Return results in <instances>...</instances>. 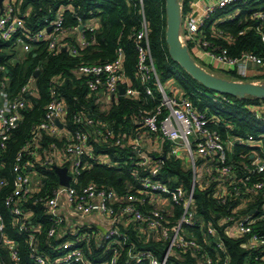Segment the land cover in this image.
<instances>
[{"label":"built area","instance_id":"built-area-1","mask_svg":"<svg viewBox=\"0 0 264 264\" xmlns=\"http://www.w3.org/2000/svg\"><path fill=\"white\" fill-rule=\"evenodd\" d=\"M240 1L243 0H192L189 12L181 19L180 39L201 51L209 63L215 62L222 69L234 70L239 77L246 78L247 65L264 67V58L250 52L230 57L225 48L212 47L199 36L204 21L216 9ZM75 17L78 24L65 27L60 9L52 19H45L43 28L28 30L23 18L17 14L13 0H3L0 40L15 39L14 43L22 52L29 51L32 43L45 41L50 54L65 48L75 55L77 49L70 41L85 47L89 42L82 29L96 28L90 20L83 24L79 16ZM251 18L264 23V12L255 11ZM261 38L264 41V34ZM134 43L136 72L143 92L147 98L154 99L156 91L160 98L152 109L138 110L126 136L124 132H115L109 121L84 113L73 117L74 123L82 124L84 128L68 130L65 102L54 85L49 88L44 116L32 128L30 141L16 155L12 166V189L2 200L17 235L23 238L26 261L29 264H118L119 257L124 255L128 264H171L173 250L200 249L195 238L187 234L186 228L204 225L217 255L204 257L202 264H228L216 227L211 222H203L194 208L195 188L204 190L213 186L218 203L225 204L231 197L237 199L232 200L231 210L220 220L224 232L244 239L243 245L247 249H258L253 256V264H264V228L255 229L256 224L264 221V135L239 137L228 132L225 135L220 133L218 128L223 122L221 112L232 104L227 95H206L197 99L201 105L196 106L188 96H181L176 87L167 92L154 68L144 18L134 34ZM75 72L85 78L86 87L99 105H107L118 97L134 99L140 93L124 73L121 51L112 61L80 64ZM120 88H123V93L119 92ZM30 95H35L32 79H28L15 95H10L5 77L0 78V150L5 148L11 130L21 120L22 111L30 105ZM247 109L253 119L264 123V104L250 105ZM57 120L61 126L57 125ZM225 127L231 128L228 123ZM41 133L66 141L62 148L52 146L54 151L45 155L43 160L38 158V152L31 150L33 145L36 148L35 143ZM91 136L104 143L113 141V144H121L125 141L134 154L132 174L139 181L138 187L119 195L94 183L76 186L80 171L85 166L83 156L112 164L108 156H93L88 143ZM164 141L170 144L168 154L180 161L184 170L191 171L189 189L180 185L171 186L156 178L163 165ZM237 144L252 148L240 152L239 160H233ZM154 152L159 156L155 158ZM24 156H33L34 160L24 159ZM37 165L53 170L54 166L65 167L68 184L58 182L50 194L33 199L42 186ZM140 169L146 170V174L142 175ZM9 183L7 179L0 178V189ZM27 201L44 207L42 216L46 226L35 218L30 208L24 206ZM255 203L260 204L261 212L253 207ZM175 206H179L181 212L175 220H171ZM92 215L104 219L102 227L89 220ZM127 228L144 237L165 241L167 246L162 257L158 258L151 250L137 249L130 241ZM5 229L6 223L0 211V250L3 248L5 251V255L0 252V264H21V244L17 238L9 237ZM219 252L223 256H219Z\"/></svg>","mask_w":264,"mask_h":264},{"label":"trees","instance_id":"trees-1","mask_svg":"<svg viewBox=\"0 0 264 264\" xmlns=\"http://www.w3.org/2000/svg\"><path fill=\"white\" fill-rule=\"evenodd\" d=\"M11 1V0H10ZM183 0L181 19L189 12L190 2ZM17 14L24 20L28 30L43 28L45 19H52L56 12L62 9L64 26L72 27L78 24L76 15L80 17L83 24L90 20L96 21L94 30L83 28L82 32L89 44L79 47L70 41L77 49L75 55L69 50L62 48L56 54H50L46 49V42L39 41L31 44L27 52H18V44L15 39L10 41L0 40V78L5 77L6 89L10 95H15L20 87L28 81L33 80L35 95H30V105L22 111V117L17 126L11 130L5 148L0 150V178L7 179L10 183L0 189V211L3 213L6 223L5 232L9 237L19 240L21 264H29L25 257V246L22 236L17 235L14 224L2 205V200L12 189L11 180L13 177L12 166L16 155L21 148L30 141L32 128L42 120L45 105L49 100V88L54 85L58 94L66 105V127L70 131L84 126L74 123L73 117L84 113L107 120L115 132H124L132 128V118L138 114L139 109H152L160 98L158 92H154L155 98L149 99L143 92L142 84L137 77L136 63L137 52L134 43V34L140 28L142 18L147 26V37L150 48V55L155 71L163 84L173 80L181 96H188L196 106L201 103L197 99H203L206 95L212 96L216 92L205 88L199 82L191 78L179 64L171 59L164 40L165 33V1L164 0H13ZM255 11L264 12V0H243L224 8L216 9L203 23L199 29V36L207 40L212 47L225 48L230 57H239L242 53L250 52L264 58V23L255 21L251 15ZM192 56L193 45L185 44ZM118 51L123 54V70L132 86L140 93L134 99L118 97L110 100L106 109L101 111L99 104L95 102L94 94L90 93L85 84V78L76 74L75 69L80 64L105 63L115 59ZM193 57V56H192ZM194 59V57H193ZM195 60V59H194ZM196 61V60H195ZM197 62V61H196ZM198 63V62H197ZM199 64V63H198ZM204 67V65L199 64ZM213 73L211 70L205 68ZM39 70L37 76H34ZM231 77H224L230 80H239L234 70H228ZM252 81V80H248ZM232 104L228 109L221 112L223 118L222 126L219 127L223 135L228 132L233 136L246 137L253 135L258 137L264 135V126L258 128L253 121L251 112L247 109L250 105H262L264 99L252 96L237 98L227 95ZM231 126L226 128L225 125ZM64 138H57L41 133L31 150L38 152V158L53 152L54 148H62L65 144ZM89 148L93 156H108L112 164L100 163L97 159L82 157L85 165L80 171L76 186H83L87 183H94L98 187L111 189L117 194H124L131 188L138 187L139 181L132 174L133 152L126 146L125 141L121 144H113V141L104 143L97 138H89ZM52 146H55L52 148ZM38 147V148H37ZM170 144L164 141L162 144L163 165L156 178L171 186H182L189 189L192 180L190 170H184L180 161L168 154ZM252 147L235 145L233 160H239L240 152H247ZM153 156L158 157L154 152ZM132 157V159H130ZM24 159L34 160L33 156H24ZM114 163H117L114 165ZM41 176L42 186L33 199L42 194H50L52 189L58 186L59 178L57 173L47 167L36 166ZM142 175L146 170H141ZM231 197L225 204L218 203L214 197V188L210 186L204 190H194V208L196 214L203 222H211L217 229L225 247V254L228 257V264H253V256L258 249H247L243 245L244 239L227 235L224 232V225L220 220L229 213L233 206ZM25 207L35 215L44 226L47 225L42 216L44 207L31 201L25 202ZM253 207L261 212L259 203ZM181 209L174 208L175 220ZM264 228V221L255 225V229ZM187 234L195 238L200 246L199 250L188 249L181 251L173 250L171 264H202L204 257L210 255L215 257L217 253L212 249L213 243L206 235L205 227L196 226L186 228ZM130 241L137 249L151 250L161 258L164 254L167 243L155 238L144 237L141 233L131 228L126 229ZM0 252L5 255L3 248ZM223 253L219 252V256ZM7 260V257H6ZM118 264H128L124 255L119 257ZM221 264V262L219 263Z\"/></svg>","mask_w":264,"mask_h":264},{"label":"water","instance_id":"water-1","mask_svg":"<svg viewBox=\"0 0 264 264\" xmlns=\"http://www.w3.org/2000/svg\"><path fill=\"white\" fill-rule=\"evenodd\" d=\"M2 1L0 0V13L2 12ZM165 1V33L164 40L167 45V51L171 59L179 64L191 78L199 82L205 88L219 94L230 95L237 98L252 96L264 99V81L255 83L252 81L230 80L207 71L200 66L190 55L186 45L181 41V9L183 0H164ZM81 28V27H80ZM39 70H36L34 76H37ZM123 93V88H120ZM58 126L61 123L56 121ZM162 158H165L162 155ZM59 183L68 184V175L65 167L54 166Z\"/></svg>","mask_w":264,"mask_h":264},{"label":"rangeland","instance_id":"rangeland-1","mask_svg":"<svg viewBox=\"0 0 264 264\" xmlns=\"http://www.w3.org/2000/svg\"><path fill=\"white\" fill-rule=\"evenodd\" d=\"M18 52H22V50L21 49H18ZM191 53H192V56L194 57V59L199 64L204 65V68H207V69L211 70L213 72V74L218 75V76H221V77H231V74L229 72H227L228 70L222 69L219 66V64H217L215 62H211L209 64L208 59L205 58L202 55V52L201 51H199L197 49H193ZM260 70H262V69H260ZM251 72H252V69L249 68L248 69V77L241 78L239 80L240 81L252 80V82H255V83H260V82L264 81V77H260V76L259 77H253L251 75ZM163 85L165 86L167 92H170L171 89H174L177 86L176 83L173 80H168L167 82L163 83ZM99 109L101 111H103V110L106 109V107H104V105H99ZM253 121H254V124L258 128H262L264 126V123L263 122H259V121L255 120V119H253Z\"/></svg>","mask_w":264,"mask_h":264},{"label":"crops","instance_id":"crops-1","mask_svg":"<svg viewBox=\"0 0 264 264\" xmlns=\"http://www.w3.org/2000/svg\"><path fill=\"white\" fill-rule=\"evenodd\" d=\"M182 20H183V18H182ZM91 24H93V25H97V22L96 21H91ZM182 30H183V21H182ZM210 64V63H209ZM247 68L249 69H252V72H251V75L253 76V77H264V67L263 66H259V67H256V66H254V65H247ZM260 69H262V70H260ZM178 92H179V90H178ZM180 94V93H179ZM100 105H104V107H106V105L105 104H100ZM107 108V107H106ZM89 220L90 221H92V222H95L96 223V225H100L101 226V224H103L104 223V219H102L101 217H99V216H96V215H92V216H90L89 217ZM102 227V226H101ZM100 230H103V228L102 229H100Z\"/></svg>","mask_w":264,"mask_h":264}]
</instances>
